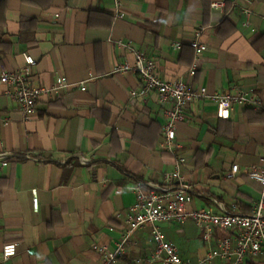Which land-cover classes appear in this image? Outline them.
<instances>
[{
  "label": "crops",
  "instance_id": "1",
  "mask_svg": "<svg viewBox=\"0 0 264 264\" xmlns=\"http://www.w3.org/2000/svg\"><path fill=\"white\" fill-rule=\"evenodd\" d=\"M233 1L123 0V19L115 17L114 0L8 1L0 12V75L23 67L27 54L35 85L51 87L64 76L70 86L41 99L26 120L0 84V264H104L98 249H117L136 202L133 188L165 187L177 162L160 148L172 104L161 105L156 94L133 97L138 76L114 72L133 64L136 51L152 56L165 80L264 100V0L249 6V27L241 10L248 6ZM215 2L225 8L213 10ZM196 41L207 48L199 56ZM248 109L235 105L221 119L211 100L186 108L175 142L185 159L182 180L194 192L189 209L249 215L261 200V185L247 174L253 166L264 171V115ZM156 226L192 263L232 236L215 230L208 246L191 220ZM151 232H136L115 264L149 258ZM8 244L17 253L4 261ZM244 264H264V256Z\"/></svg>",
  "mask_w": 264,
  "mask_h": 264
},
{
  "label": "built area",
  "instance_id": "2",
  "mask_svg": "<svg viewBox=\"0 0 264 264\" xmlns=\"http://www.w3.org/2000/svg\"><path fill=\"white\" fill-rule=\"evenodd\" d=\"M122 1L114 0V11L117 19H123ZM239 1L248 7H241L246 18L245 27H249L251 11L249 6L253 0H235L232 6H239ZM213 10H223L225 2H215L211 5ZM199 39L200 33L196 34ZM196 54L199 56L207 50L205 45L194 42ZM180 48V45H177ZM134 63L128 62L117 65L115 73L133 74L140 80V89L132 93L133 97H145L156 94L161 105L172 104V108L164 114L162 129V141L160 148L176 157V169L165 175V187L144 188L137 185L133 188L136 194V202L128 208L125 214V229L121 241L114 252L106 247L98 250L103 255L104 264H115L122 257L136 232L146 226H152V243L155 251L146 260L137 259L133 264H214L219 260L221 264H244L249 258L264 256V171L256 166L250 168L248 177L258 182L262 187V198L254 206L249 215L226 214L218 215L211 209L191 210L194 192L190 185L182 180L180 168L185 159L177 154L176 128L184 119L186 108L197 100H211L218 106V117L229 119L232 108L237 105L243 108L264 110V100L260 96H250L245 93L237 94H209L206 88L193 90L183 81H168L158 75L156 60L139 51L134 53ZM23 67L3 72L0 75V84L6 86L5 94L17 102L24 118L27 120L36 113L38 102L44 97L51 98L70 86L64 76L56 78L51 87L38 86L32 82V68L35 60L30 55H24ZM81 90L85 91V83H81ZM7 122H4L6 125ZM89 159L82 158L81 164L88 165ZM236 167L229 177H234ZM32 205L34 212L39 211L38 192H32ZM191 220L196 228L203 234V240L210 246L215 230L232 232V236H225L217 240V246L211 248L205 257L198 259L196 263L184 260L180 256L179 249L167 242L160 229L159 223L180 224ZM17 253L15 244L5 245L3 248V260L8 261Z\"/></svg>",
  "mask_w": 264,
  "mask_h": 264
},
{
  "label": "trees",
  "instance_id": "3",
  "mask_svg": "<svg viewBox=\"0 0 264 264\" xmlns=\"http://www.w3.org/2000/svg\"><path fill=\"white\" fill-rule=\"evenodd\" d=\"M8 1L9 0H0V12H3V11H5L6 10V8H7V5H8ZM25 23H29V24H31V23H33L32 21H23V23H22V25L23 24H25ZM1 36H2V33L0 32V38H1ZM246 112H248V113H253V114H256V115H264V112L263 111H256V110H253V109H248V110H246Z\"/></svg>",
  "mask_w": 264,
  "mask_h": 264
}]
</instances>
